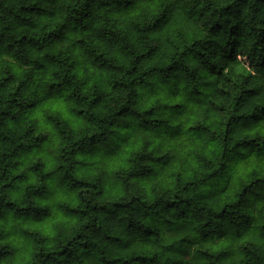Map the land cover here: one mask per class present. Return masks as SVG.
Returning <instances> with one entry per match:
<instances>
[{
	"label": "clouds",
	"instance_id": "1",
	"mask_svg": "<svg viewBox=\"0 0 264 264\" xmlns=\"http://www.w3.org/2000/svg\"><path fill=\"white\" fill-rule=\"evenodd\" d=\"M0 264H264V0H0Z\"/></svg>",
	"mask_w": 264,
	"mask_h": 264
}]
</instances>
